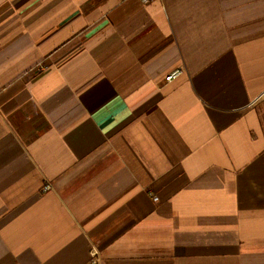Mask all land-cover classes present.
I'll list each match as a JSON object with an SVG mask.
<instances>
[{
  "label": "crops",
  "instance_id": "crops-1",
  "mask_svg": "<svg viewBox=\"0 0 264 264\" xmlns=\"http://www.w3.org/2000/svg\"><path fill=\"white\" fill-rule=\"evenodd\" d=\"M262 158L264 0H0V264H264Z\"/></svg>",
  "mask_w": 264,
  "mask_h": 264
},
{
  "label": "snow or ice",
  "instance_id": "snow-or-ice-1",
  "mask_svg": "<svg viewBox=\"0 0 264 264\" xmlns=\"http://www.w3.org/2000/svg\"><path fill=\"white\" fill-rule=\"evenodd\" d=\"M248 172L251 174L242 176V181H247L248 179H257L259 178L262 182H264V158L256 160L250 164Z\"/></svg>",
  "mask_w": 264,
  "mask_h": 264
},
{
  "label": "built area",
  "instance_id": "built-area-1",
  "mask_svg": "<svg viewBox=\"0 0 264 264\" xmlns=\"http://www.w3.org/2000/svg\"><path fill=\"white\" fill-rule=\"evenodd\" d=\"M141 1L144 2V3H148V2H150V1H152V0H141ZM41 67H43V66H41ZM43 68H44V67H43ZM180 73H181L180 70H178V69H177V70H174L173 72H171V73L167 76L166 79H167L168 81H170V80L174 79L175 77H177ZM48 188H49V186L46 185L44 189H48ZM91 264H99L98 254H97L96 251H94L93 254H92Z\"/></svg>",
  "mask_w": 264,
  "mask_h": 264
},
{
  "label": "rangeland",
  "instance_id": "rangeland-1",
  "mask_svg": "<svg viewBox=\"0 0 264 264\" xmlns=\"http://www.w3.org/2000/svg\"><path fill=\"white\" fill-rule=\"evenodd\" d=\"M45 65V64H44ZM43 65V66H44ZM45 67V66H44ZM41 70H43V67H38L37 69H36V71H41Z\"/></svg>",
  "mask_w": 264,
  "mask_h": 264
}]
</instances>
